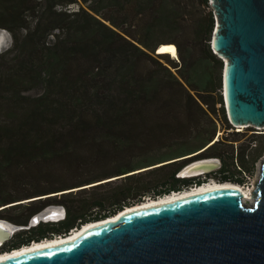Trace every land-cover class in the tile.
<instances>
[{
  "label": "trees",
  "instance_id": "1",
  "mask_svg": "<svg viewBox=\"0 0 264 264\" xmlns=\"http://www.w3.org/2000/svg\"><path fill=\"white\" fill-rule=\"evenodd\" d=\"M69 5L79 8L68 11ZM207 7L209 0H0V29L12 36V46L0 53V182L9 176L41 175L40 168L50 164L75 168L83 159L114 158L137 148L134 163L121 161L22 196L112 176L130 180L144 168L151 172L185 163V157L212 143L217 132L213 116L221 111L229 121L223 107L224 64L211 46L215 20ZM165 43L176 44L177 57L157 53ZM35 90L39 93L30 94ZM236 154L220 155L218 172L225 178H233L234 159L238 170L232 174L253 167L254 157L246 149ZM178 158L183 160L152 168ZM170 180L158 196L146 187L135 193L124 188L108 197L113 200L109 205L96 199L87 208L72 205V191L64 193L36 212L62 205L65 218L20 233L17 244L68 235L148 197L207 179L180 177L174 171ZM20 197L0 191V206Z\"/></svg>",
  "mask_w": 264,
  "mask_h": 264
},
{
  "label": "water",
  "instance_id": "2",
  "mask_svg": "<svg viewBox=\"0 0 264 264\" xmlns=\"http://www.w3.org/2000/svg\"><path fill=\"white\" fill-rule=\"evenodd\" d=\"M210 4L216 19L211 46L226 59L222 94L228 118L233 126L264 128V0ZM208 159L188 162L179 176L189 177L186 169L207 174L222 166L219 158ZM242 196L236 188H220L118 211L116 219H100L78 237L0 264H264V161L252 191L254 202L245 205ZM3 221L0 245L15 232Z\"/></svg>",
  "mask_w": 264,
  "mask_h": 264
},
{
  "label": "rangeland",
  "instance_id": "3",
  "mask_svg": "<svg viewBox=\"0 0 264 264\" xmlns=\"http://www.w3.org/2000/svg\"><path fill=\"white\" fill-rule=\"evenodd\" d=\"M209 5H210V8L207 7L206 8L207 11L211 9L213 11V8L210 4V0H209ZM214 20H215V23H214L213 30L215 29V26H216L215 15H214ZM174 45L176 46V44ZM11 46H12L11 34L7 30L0 29V53L5 52ZM221 60L223 61V64H225L226 59L221 58ZM37 93H39V91L35 90V91L30 92V94L32 95H35ZM221 106L222 105L218 104L217 109L221 108ZM223 107L226 112V108L224 104H223ZM226 117L229 122H225L223 120L221 111H218V115L213 116V120L215 121L216 130H217L215 140L212 143H210L207 147L202 149L200 152L204 154L209 153L210 155H212L204 159L219 158L222 162L223 160H222V157L220 156L222 155V153L225 156H227L228 153L234 151V158H236L237 150L240 151L241 149H246L247 154L249 155L252 154L254 157V160H253L254 163H253L252 169L246 170V173L250 175L249 176L250 180L254 181L256 177L258 178L262 163L264 161V149H262L264 147V128H256L252 126H248V127L233 126L228 118L227 112H226ZM203 122L201 124H204V125L208 124L207 121L205 120H203ZM218 141H220L219 145L217 146L214 145L215 143H218ZM252 142L255 143L253 148H251ZM212 147H215V148H212ZM259 148L262 149L260 153H259ZM138 152L139 150L137 148L136 150H132L131 152H129V150L126 152H122V153L117 152L118 157H114V158L104 157L103 159L94 158V162H91L90 159H87V160L83 159V160H80L74 163L75 168H72V164L70 163H63L61 165L50 164L48 166L46 165L40 168L39 171L42 172L41 175L27 174L25 176L6 177L5 181L0 182V191H5L8 194H11L14 196H21V197L11 200L12 202H9V204H7L6 206H3V207L0 206V220L7 221V223H9L15 228L14 229L15 231H18L19 229H21L22 227L21 225H23V223L30 225L32 223V220H33L32 218L34 216L37 215L43 218V216H41L40 213L44 212L48 208L49 209L46 212V214L48 215L52 214L55 210L64 212V210L60 208V206L62 205H51V206L43 208L39 212H36V211L37 209H39L41 205L45 203H52L55 200L56 201L60 200L62 199V196L64 193H68L71 191L73 193L69 199L73 203L71 204L75 206H79L80 208H84V206L87 208V206L96 199H104L102 201H104L106 205H109V203H111V201L113 202V200L111 199L108 200V197H111L115 192H118L124 188L132 187L133 190L131 191V193L132 192L135 193L137 192V190L139 189L143 190L146 187L149 189L148 191L149 193L155 192L157 195L158 191H163L162 189H165L171 185L172 183L170 180L171 174L174 171H176L177 176H179L178 172L184 167V165H186V163L179 162V164L174 167L173 166L166 167L164 169L151 171V172L149 171L143 172V170L148 169V168H144V169L135 171L136 173L139 171H141L142 173L137 174L135 178L130 179V180L126 178H122L125 175L112 176V177H107L104 179L100 178L96 180V182H94L93 184H87L84 186H80L77 188H71L68 190H61V191L49 190L48 192H42V193H37V194H29L28 196H22V195H25V193H31V191H34L37 188L52 187V186L54 187L58 183L64 180H70L73 178L82 179L83 177H87L91 175L93 172L95 174L106 168L113 167L114 165L121 163V161L125 163H128V162L134 163L135 161H137ZM179 159H182V158L173 159V160L152 166V168L159 167L163 164H172L173 162L175 163ZM236 162L237 160L234 159V164L230 168V171H231L230 174L232 175L231 177H233V179L236 181L235 183L238 185L237 181L240 184L244 182V179H243L244 175L243 173H240V172H234L235 169L238 170ZM220 168L212 171L211 174L214 172H218ZM232 170H234L233 174H232ZM165 181L166 183H164ZM99 184L101 185L98 186ZM93 186H97L98 189H93ZM143 196H142V199L145 198V196L147 197L149 195L146 194ZM64 209L66 211V207H64ZM90 211H94V210L92 209ZM79 227L80 229H82L81 225H79L76 228L79 229ZM76 228H73V229H76ZM57 235L58 234H56V237ZM14 238L17 239V235Z\"/></svg>",
  "mask_w": 264,
  "mask_h": 264
},
{
  "label": "bare ground",
  "instance_id": "4",
  "mask_svg": "<svg viewBox=\"0 0 264 264\" xmlns=\"http://www.w3.org/2000/svg\"><path fill=\"white\" fill-rule=\"evenodd\" d=\"M158 50H159V52L167 53L172 57L178 56L177 47L172 43L162 44L161 46H159ZM209 161H210V158L207 160V162H209ZM186 170L187 171H184L183 173H184V175H188L189 177H194L196 175L199 176L200 174H205V173H202V170L199 171V169H193L190 171H189V169H186ZM213 181H209V182L206 181L202 184H198L196 186H193L189 189H185L182 191H178V192L173 191L169 194L160 196L158 198H150L149 197V198L145 199L144 201H142L138 204L126 207L123 210L130 211V210H134V209L145 208V207H149V206H153V205L168 203V202L180 199V198L200 194V193H203L206 191H210V190H214V189H220V188H229V187L238 189L242 193V195H244V196H242V201L245 205H249L250 203H253L255 200L252 196V192L247 191L246 189H243L240 184L237 185L236 183H233V182H217L216 180H213ZM249 197H251V198H249ZM121 211H120V213H121ZM63 215H64L63 211L62 212L59 211L58 213L53 212L52 214H49V215L45 213L43 215V219L44 220H47V219H52V220L55 219L56 220L59 218L62 219ZM116 215L117 214L112 215L109 218L116 219ZM39 218H40L39 216H36L35 218H33L32 224H37V222H39ZM1 223L8 228L12 227V229H15L12 225H10L7 222L3 221ZM98 223H99L98 220L93 221V222H88L81 227L82 229H80V228L75 229L66 236H57V237H54L51 239H44L42 241L34 242V243L27 245V246H23L19 249H15L11 252L2 253V254H0V262L5 261V260L10 259V258H13V257H16V256H19L23 253H27V252H30L33 250H37L40 248L49 247V246H53V245H57V244L69 241L75 237H78L83 231H85L89 227L97 225Z\"/></svg>",
  "mask_w": 264,
  "mask_h": 264
},
{
  "label": "flooded vegetation",
  "instance_id": "5",
  "mask_svg": "<svg viewBox=\"0 0 264 264\" xmlns=\"http://www.w3.org/2000/svg\"><path fill=\"white\" fill-rule=\"evenodd\" d=\"M201 153V152H200ZM200 153H196V155L195 154H192V155H188L187 157H190L191 156V158H189V159H187V160H185L184 162L187 164L188 162H190V161H193V160H197V159H202V158H206V157H204V156H201V155H199ZM192 156H194V157H192ZM187 157H185V158H187ZM222 166H223V162H222ZM221 166V167H222ZM243 173V172H242ZM201 176H202V178L203 179H207L206 181H213V180H216L217 182H236L233 178H225V174H221V173H217V172H214V173H212L211 174V172H210V174L209 173H207V174H200ZM196 176H198V175H196ZM210 179H212V180H210ZM208 181V182H209ZM237 183L238 184H240L238 181H237ZM48 207V206H47ZM55 213H58L59 212V210H55L54 211ZM65 218V217H64ZM64 218H62V219H64ZM33 219V218H32ZM59 221V220H58ZM51 222H56V221H51ZM51 222H44V221H40L39 223H37V224H30V225H28V224H25V223H23V225H21L22 227H21V229H19L18 231H15L14 232V234H13V236H12V238L11 239H9L8 241H6L5 243H3L2 245H0V254H2V253H6V252H11V251H13V250H15V249H19V248H21V247H23V246H27V245H30V244H32V243H34V242H39V241H42V240H44V239H51L53 236H51V237H44V238H42V239H39V240H35V239H33V240H31L29 243H21V244H17V243H19L21 240V238H17V239H15L14 237L17 235H19L20 233H23V232H25V231H30V230H32L33 228H38L42 223H46V224H48V223H51ZM64 236H66V235H64ZM54 238V237H53ZM12 240V241H11ZM11 243V244H10ZM9 244V245H8Z\"/></svg>",
  "mask_w": 264,
  "mask_h": 264
},
{
  "label": "built area",
  "instance_id": "6",
  "mask_svg": "<svg viewBox=\"0 0 264 264\" xmlns=\"http://www.w3.org/2000/svg\"><path fill=\"white\" fill-rule=\"evenodd\" d=\"M79 8V6L78 5H69L68 7H66V9L68 10V11H74V10H77ZM243 179H244V182L242 183V184H240L241 185V187L243 188V189H246V190H248V191H253V189H254V184H255V182H256V180H257V177L255 178V180L254 181H252V180H250V175L249 174H247L246 173V171H243ZM250 180V181H249ZM197 184H194L193 186H196ZM192 186V187H193ZM56 237V236H55Z\"/></svg>",
  "mask_w": 264,
  "mask_h": 264
},
{
  "label": "clouds",
  "instance_id": "7",
  "mask_svg": "<svg viewBox=\"0 0 264 264\" xmlns=\"http://www.w3.org/2000/svg\"><path fill=\"white\" fill-rule=\"evenodd\" d=\"M159 51V50H158Z\"/></svg>",
  "mask_w": 264,
  "mask_h": 264
}]
</instances>
